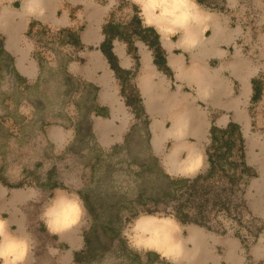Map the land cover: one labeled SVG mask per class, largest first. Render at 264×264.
I'll return each mask as SVG.
<instances>
[{
    "label": "crops",
    "instance_id": "obj_1",
    "mask_svg": "<svg viewBox=\"0 0 264 264\" xmlns=\"http://www.w3.org/2000/svg\"><path fill=\"white\" fill-rule=\"evenodd\" d=\"M46 1L44 0V7H46ZM66 2L69 7L73 8L83 6V12L79 9L77 17L85 18L88 24H85L84 29L79 33L81 45L86 46V48L99 47L105 39L103 28L107 23L103 24V7H96L94 0H66ZM23 3L24 0H21L19 11L9 10L1 3L0 31L5 39L3 48L14 59L17 72L26 81L25 90L27 91V88L30 89L28 84L37 79L39 63L33 58L29 59L27 46L21 37V31L25 28L23 20L27 16L22 9ZM56 4L57 2L54 1L52 7ZM112 5L109 4L105 7L106 13L111 10ZM49 7H46L45 13ZM95 11H98L96 16L94 15ZM56 20L57 22L51 23L52 26L59 24L64 29L66 26L73 28L77 25L76 21L74 23L70 22L67 12L64 18ZM45 25L44 23H37L38 27H46ZM206 29H209L210 35L203 36L202 32L205 29L202 31L199 28L198 33L201 44L196 43L192 47H176L175 44L180 37L176 40L168 39L161 36L154 29L159 36L165 67L170 71V74L160 71L154 65L153 51L143 41L134 40L136 51L131 55L127 52L126 43L118 39L112 41V51L117 57L120 68L135 70V66H132L133 61L135 62L134 58L137 59V69L131 83L138 91L144 108L142 111H145L147 116L152 138V149L154 148L156 153H161L162 165L170 174H176L171 162L185 160L190 154L191 148L194 151L193 154H198L202 161L200 146L209 136L211 125L218 129H225L229 123H233L239 128L247 129V131L251 127L252 80L256 79L257 71L262 67L264 68L262 53L258 50V55L253 53L252 56L254 57L249 58L244 56L241 51L230 50L234 39L239 36V31L238 29H229L226 23L223 24L216 15H213L208 21ZM215 29L216 33H214ZM83 32L88 34L87 39L91 40L90 43L92 44L81 40ZM147 54L150 58L149 62ZM82 55L87 58L88 64L86 67H82L76 61L71 60L67 65V72L74 78L83 76L85 82H91L96 87L102 86V90L97 93V104L99 107L107 108L109 120L104 119L102 116L105 115L101 116V113H94L92 115V131L102 149L107 150L121 142L129 132L131 124L126 111L127 107L122 101L123 98L120 96L119 91L112 90L110 86L111 82L115 81V77L103 54L94 49L92 52L87 50L86 54L83 53ZM256 63L260 65L259 68L256 67ZM196 67H199V69ZM194 69L196 72H204V78H201L202 74L199 72L194 77ZM143 83H146L149 87H144ZM149 100L153 101V106L148 105ZM178 115H186L182 120V129L173 128ZM167 121L170 124L169 127H166ZM190 125L196 126V130L191 129ZM197 125L199 127L198 131ZM45 131L54 149L58 151L65 149V146L73 138V131L61 126H49ZM156 137L160 139L159 146H154L153 140ZM188 138H192L194 142H189ZM168 140L171 142V148L167 153H163L162 145ZM255 148L253 151H255ZM257 188L252 184L249 193L248 199L252 197L251 200H254V202H256L255 199L259 201L262 192V189ZM39 192L32 185L11 188L0 182V213L6 214L5 217L13 224V227H16L17 224L26 227L27 231L31 233L33 241H37V238L33 229H31L30 216L23 207L33 202H40L41 218L44 207L43 202L40 200L35 201L36 197L40 196ZM253 196L255 199H253ZM254 206L257 212L262 213L255 203ZM41 221L47 231V235L43 240V248L45 253L53 260V264H86L88 248L86 244L87 237L83 230L84 224L79 223L70 229L54 234L48 230L42 219ZM196 228L209 235V244L205 246L208 255L204 256L202 254V262L198 261L199 263L196 262L195 257V260L190 259V262L183 259L180 264H247L245 251L238 239L230 235L220 236L200 227ZM35 247L32 249L31 261L32 264H39ZM252 249L254 251V247ZM252 251L251 255L254 257L261 256V252L255 254ZM156 254L159 261L152 264H171L167 258L162 257L157 252Z\"/></svg>",
    "mask_w": 264,
    "mask_h": 264
},
{
    "label": "rangeland",
    "instance_id": "obj_2",
    "mask_svg": "<svg viewBox=\"0 0 264 264\" xmlns=\"http://www.w3.org/2000/svg\"><path fill=\"white\" fill-rule=\"evenodd\" d=\"M54 1L57 2V4L52 7ZM94 1L96 7H103V24L106 22L126 23L134 15L133 8L136 5L132 3V0ZM113 2L114 4L112 5ZM1 3L12 11H19L21 9V0H0V5ZM45 3L47 8L50 6L49 9H47L45 16L39 19L26 16L23 20L25 28L21 31V37L28 49L27 55L29 56V59L33 58L39 63V74L35 81L33 80L30 82V84H28L30 85V89L32 88L33 84L38 82V78L41 74L40 61L47 62L49 67L55 68L57 66V53L66 54L70 57V61L74 60L82 67H86L88 64L87 58L82 54H86L87 50L90 51V49L89 47L86 48V46L81 45L79 42V33L84 29V25L88 24V21L85 18L83 19L77 17L79 14V9L80 11L82 10L81 12H83V6L80 5L79 8L69 7L66 0H47ZM207 3L210 7L206 9L210 13L216 15L223 24L226 23L229 29H238L239 31V36L234 39L230 50H236L238 52L241 51L244 56L249 58L254 57L252 56L253 53L258 55V50H260L263 58L262 61L264 62V0H207ZM109 4L112 5L111 10L107 11L106 13L105 7H107ZM129 8H131V11H127ZM66 12L69 16L70 22L74 23L76 21L77 25L73 28L66 26L64 29L59 24H54V26H52L51 23L57 22L56 19L64 18ZM97 14L98 11H95L94 15L96 16ZM51 19H53V21H51ZM37 23H44L46 24V27H38ZM60 24L62 23L60 22ZM202 33L203 36L210 35L209 29H205ZM87 37V33L83 32L81 34V40L86 43H90L91 40L87 39ZM170 38L176 40L179 38V36H172ZM4 41V35L0 31V42L2 45H5ZM91 48L92 52L94 49L97 50L98 46H92ZM141 48L142 46L140 49ZM147 58L149 62L150 58L148 54ZM137 63L138 62L136 59L135 62L133 61L132 67L135 66V69H137ZM259 66L260 65L256 63V67L259 68ZM21 78L22 80H20V82L24 83L22 84V87L27 86L23 76ZM75 79L77 80L78 84L81 85V87L84 84L89 83L85 82L83 76H80L79 78L75 77ZM256 80L261 85L260 92L264 91L263 67L257 71ZM20 82H18V85ZM89 84H92L95 87L97 93L99 90H102L101 85L100 87H96L91 82ZM110 86L112 90L119 91L120 96L123 98L122 101L125 103V96L121 95V92L124 89L121 88L122 86L120 82L115 78V81L113 80ZM80 91L81 88L72 94L64 109L65 114L71 122V125L67 128H63L73 131V138L62 151L55 150L53 147V154L55 156L64 154L66 148L73 142L76 136L75 127L79 119V109L77 102L80 100ZM27 95L31 96L33 94H31L30 91ZM19 96L20 98L17 100V102L15 100L16 98L12 96L3 98L2 105L7 109V115L0 117V124L7 129L11 136L17 138L18 140L22 138L23 129L30 124L36 113L34 105L27 99L28 96H22L20 94ZM11 99H14V105ZM97 106L99 110L94 111L93 114L101 113V116L105 115L102 116L104 119L109 120L108 110H106L107 108L99 107V105ZM126 107V111L130 120L129 123L132 126L136 122L137 113L131 107ZM251 108V127L249 128V131L242 128H239L235 131L234 137L232 138L233 146L231 148H229L228 145L226 146L225 138H222L220 133H218L220 140L217 142V144L214 142L213 146H211L210 137H207L205 142H203L200 146L202 153L201 167L192 175H178L167 172L162 165L160 156L161 153H156L153 148V153L158 160L159 167H161V169L167 173L172 180H185L187 184L175 189L174 197L167 196L164 201L159 202L148 200L144 205L139 203L140 206L136 209L133 208L135 211L133 213L130 212V214L126 216L125 220L122 216L123 224L120 236L129 249L136 250L144 256L151 254V262L153 263L155 261H159L158 255L155 251H142L130 247L122 233L127 223L138 217L140 213L154 215L156 213L162 212L165 215H173L180 225V235L184 241V249L188 252V255L190 254L189 252L193 250V244L191 241H189L190 230H196L201 234L202 238L204 239L202 241L201 247L204 256L208 255L205 246H208L209 244V235L202 233L196 228L200 227L208 232H212L220 236L230 235L233 238L238 239L245 251L244 254L247 264H257L259 261H264V106L262 107L261 113L258 110L257 102ZM260 118H262V120H260ZM166 123V127H169V122L167 121ZM47 127L49 126L44 127V131ZM128 134L129 132L124 136L121 142L115 144L113 147L107 150H103V152L105 154H112L116 148L124 145ZM187 140L189 142H194L192 138H188ZM162 146L163 153H167L171 148L170 140L165 141ZM254 148L255 151H253ZM210 154L213 155V166H211L210 161L208 160ZM215 155H218V157ZM94 159H97L95 162L96 164L98 158L96 157ZM94 159L90 162V164L94 161ZM242 160L245 162L246 167L239 165ZM90 164L84 170L82 176V180H84V182L89 181ZM133 166L137 165L131 164L129 169L134 173ZM3 169L4 157L0 149V182L6 186H9L2 178ZM252 184H254L256 188L259 185L257 189H262L259 201H257V199H255L253 196V199H255L256 202L251 200L252 197L248 199ZM24 185H32L36 189V177L33 174H30L22 181L19 186L9 187L22 188ZM57 188L64 189L61 187ZM57 188L53 189L52 194L49 197H44L42 192H39L40 196H37L35 201L40 200L43 202V206H45ZM80 197L86 210L85 215L80 223L84 224L85 227L83 230L88 239L91 237V228L94 220L89 212L86 201L82 196ZM254 203L259 207L262 213H259L255 210L256 207L254 206ZM25 207H23L24 210ZM0 216L5 217L6 214L0 213ZM29 222L31 223V218H29ZM33 247L37 249L36 240H34ZM253 247L254 251H252ZM251 251L255 254L261 252V256L258 258L254 257L251 255ZM183 259L187 262H190V259L195 260V256L189 255Z\"/></svg>",
    "mask_w": 264,
    "mask_h": 264
},
{
    "label": "water",
    "instance_id": "obj_3",
    "mask_svg": "<svg viewBox=\"0 0 264 264\" xmlns=\"http://www.w3.org/2000/svg\"><path fill=\"white\" fill-rule=\"evenodd\" d=\"M57 66L49 67L40 61L41 74L33 95L28 96L36 113L33 120L23 129L22 138L11 136L0 124V149L4 157L2 178L9 186H19L30 174L37 179V189L49 197L54 188L61 187L76 191L86 201L94 220L91 237L87 239V264H141L138 255L133 254L120 236L122 215L120 207L131 213V202L144 205L148 200L164 201L174 197L175 189L187 184L185 180L174 181L158 165L153 153L151 134L145 111L136 110L137 119L131 126L123 146L112 154H105L93 135L92 114L98 111L96 94L92 84H86L81 99L77 102L79 119L76 136L60 156L53 154L45 126L69 127L71 122L65 114V106L78 88L77 80L67 72L70 57L57 53ZM0 117L7 115L2 105L5 97L20 96L18 82L22 80L16 70L14 59L0 48ZM18 98V99H17ZM261 113L264 106V91L257 100ZM262 120V118H260ZM98 158L90 184H84L82 176L85 168L94 158ZM131 164L148 167L147 171L135 174ZM40 202L26 205L31 218V226L37 238L39 264H53V260L43 248L47 235L40 218ZM148 264H151L149 261ZM257 264H264L259 261Z\"/></svg>",
    "mask_w": 264,
    "mask_h": 264
},
{
    "label": "clouds",
    "instance_id": "obj_4",
    "mask_svg": "<svg viewBox=\"0 0 264 264\" xmlns=\"http://www.w3.org/2000/svg\"><path fill=\"white\" fill-rule=\"evenodd\" d=\"M139 8V17L145 27L154 28L168 39L179 36L176 47H192L198 42L194 30L206 29L214 15L204 8L199 0H132ZM25 15L33 18L44 16V0H24ZM131 11V8L127 9ZM202 161L198 154L175 161L173 170L178 175H192ZM85 208L76 191L57 188L43 207L41 219L51 233H60L79 224ZM181 227L173 215L140 213L128 222L122 235L130 247L142 251H155L167 258L171 264H180L185 256ZM34 241L23 225L13 227L6 217L0 216V264H32L31 254Z\"/></svg>",
    "mask_w": 264,
    "mask_h": 264
},
{
    "label": "trees",
    "instance_id": "obj_5",
    "mask_svg": "<svg viewBox=\"0 0 264 264\" xmlns=\"http://www.w3.org/2000/svg\"><path fill=\"white\" fill-rule=\"evenodd\" d=\"M199 3L205 7L209 8L207 0H199ZM134 15L131 19H129L126 23H113L108 22L104 28L103 33L105 35L104 41L99 45L98 49L103 56L106 58L109 68L113 71L114 77L118 80L121 84L122 96H125V104L126 106L131 107L132 109H140L144 110L142 106V101L138 94V91L131 83L135 76V70L129 69L124 70L119 67L117 57L114 55L112 51V41L114 39H118L121 42L127 44V52L129 55L135 52L136 48L134 46V40L139 39L145 43L149 49L153 51V63L154 65L163 72L170 74V71L165 67V59L163 57V51L161 50L159 44V36L152 27H145L142 24V21L138 15L139 10L137 7L133 8ZM2 46V43L0 42ZM91 50L92 48L89 47ZM136 60V57L134 58ZM253 85V95L251 98V104L255 105L259 98L261 85L255 79L252 80ZM126 90V91H125ZM128 90V91H127ZM239 127L233 123H229L225 129H218L214 125H211L209 130V137L211 140V146L213 143L220 140L218 137V133L222 135V138H225V144L228 145L229 148L233 146L232 138L234 137V133L238 130ZM218 157V155H215ZM213 155L210 154L208 160L210 161L211 166L214 165L213 163ZM96 162V159L90 164V169L92 168L93 164ZM240 166L246 167L245 162L242 160L239 163ZM210 166V168H211Z\"/></svg>",
    "mask_w": 264,
    "mask_h": 264
},
{
    "label": "bare ground",
    "instance_id": "obj_6",
    "mask_svg": "<svg viewBox=\"0 0 264 264\" xmlns=\"http://www.w3.org/2000/svg\"><path fill=\"white\" fill-rule=\"evenodd\" d=\"M216 28V27H215ZM196 32H197V34H198V42H197V44H201V41H200V37H199V28H196V29H194ZM217 31H216V29L214 30V33H216ZM97 62L99 63V61L97 60ZM197 69H199V67H196ZM201 73L202 74V77L201 78H204V72H200V71H195V69H194V71H193V76L195 77L196 76V74L197 73ZM143 85H144V87H149V86H147V84L146 83H143ZM148 105H150V106H153V101H150L149 100V103H148ZM186 116V115H185ZM185 116H182V115H178V116H176V118L177 119H175V121H174V124H173V128L174 129H182L183 127L181 126L182 125V120H183V118H185ZM184 123V122H183ZM191 127V129H194V130H196L195 128H196V126H193V125H190ZM197 127H198V125H197ZM198 129H199V127L197 128V131H198ZM154 142V146H159L158 144H159V141H160V139H159V137H156V138H154V140H153ZM193 149L191 148L190 149V154H193ZM189 154V155H190ZM196 154V153H195ZM188 155V156H189ZM188 158V157H187ZM186 158V159H187ZM173 160V159H172ZM171 160V161H172ZM175 160V159H174ZM176 161V160H175ZM172 164H173V161L171 162ZM204 239L202 238V236H201V234L199 233V232H197L196 230H190L189 231V241H191L192 242V244H193V250L191 251V252H189L190 254V256L192 255V256H195L196 257V259H197V261H199V262H202V254L204 255V253H203V250H202V241H203ZM185 250V249H184ZM199 250V251H198ZM188 255V252L185 250V256L184 257H187V256H189ZM183 260V259H182Z\"/></svg>",
    "mask_w": 264,
    "mask_h": 264
},
{
    "label": "flooded vegetation",
    "instance_id": "obj_7",
    "mask_svg": "<svg viewBox=\"0 0 264 264\" xmlns=\"http://www.w3.org/2000/svg\"><path fill=\"white\" fill-rule=\"evenodd\" d=\"M0 48H3V45L1 46L0 45ZM40 71H41V68H40ZM26 83V82H25ZM37 83V82H36ZM36 83L35 84H33L32 85V88L31 89H28L27 88V92L25 91V88L26 87H22V84H24V83H22V82H20L19 83V85H18V90H19V94L20 95H22V96H28L27 94L31 91V94H33V92H34V90H35V85H36ZM26 85V84H25ZM85 85L86 84H84L82 87H81V85L80 84H78V88H77V90L79 89V88H81V91H80V95H79V98L81 99V97H82V94H83V92H84V89H85ZM96 98V97H95ZM12 100V103H13V105L15 104V101H14V99H11ZM98 105V104H97ZM97 160V159H96ZM95 164V163H94ZM93 164V166H92V168L90 169V177H89V181H86V182H84V180H83V182H84V184H86V185H88V184H90L91 183V181H92V176H93V173H94V165ZM148 170V167H146V166H133V171H134V173H136V174H140V173H142V172H144V171H147ZM42 195L44 196V194L42 193ZM151 202V201H150ZM131 205L133 206V208H137V207H139L140 206V204L139 203H137V202H131ZM120 209H121V213H122V216H123V219L125 220V218H126V216H128L129 214H130V212L125 208V207H120ZM121 230H122V228H121ZM86 241H87V239H86ZM86 244H87V242H86ZM129 249V248H128ZM133 254H135V255H138L139 256V258H140V262H141V264H148L149 263V261H151V254H147L146 256H144V255H142V254H140L139 252H137L136 250H133V249H129ZM87 253H88V250H87ZM86 256H87V254H86ZM86 264H87V262H88V259H87V257H86ZM153 262H151V264H152Z\"/></svg>",
    "mask_w": 264,
    "mask_h": 264
}]
</instances>
